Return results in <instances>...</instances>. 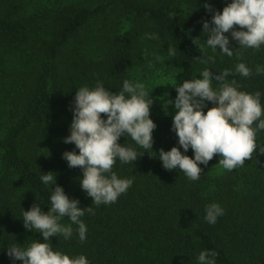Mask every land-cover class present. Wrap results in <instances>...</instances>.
<instances>
[{
	"label": "trees",
	"instance_id": "16d2710c",
	"mask_svg": "<svg viewBox=\"0 0 264 264\" xmlns=\"http://www.w3.org/2000/svg\"><path fill=\"white\" fill-rule=\"evenodd\" d=\"M228 2L9 0L5 10L0 3V264H10L5 253L11 244L42 241L38 232L24 229L20 218L21 208L33 203L47 211L50 187L39 177L48 171L80 207L94 208V214L85 211L81 217L86 240L80 242L75 232L69 240L53 236L54 250L83 254L90 264H197L204 249L217 253L216 264H264V165L259 163L264 155L254 151L231 171L216 164L214 155L196 181L164 169L158 159L159 149L179 147L170 129L174 110L166 101L176 95L171 84L199 78L205 67L220 72L243 62L252 74L228 79L235 78L242 91H260L264 104V72L256 73L257 65L264 67V46L237 48L232 57L218 53L215 65L197 58L206 39L200 22L211 15L203 5L222 10ZM144 33H157L159 39H146ZM168 47H177L174 58H167ZM153 53L165 59L148 67ZM124 79L143 82L153 99L152 151L121 136L119 143L143 152L133 164L113 165L119 177L133 183L114 203L97 206L79 186L81 170L69 168L61 157L75 147L63 137L69 134L77 89L92 88L99 80L118 92ZM256 141L264 144V131ZM186 154L191 157L192 150ZM211 202L224 209L213 225L204 219ZM60 223L70 221L65 217Z\"/></svg>",
	"mask_w": 264,
	"mask_h": 264
},
{
	"label": "clouds",
	"instance_id": "9594fccd",
	"mask_svg": "<svg viewBox=\"0 0 264 264\" xmlns=\"http://www.w3.org/2000/svg\"><path fill=\"white\" fill-rule=\"evenodd\" d=\"M203 7L211 15L210 19L200 22L201 35L206 37L200 46L203 55L197 57L200 63L215 65L218 53L232 57L237 48L259 50L264 46V0H230L222 10L208 3ZM144 38L157 40L159 34L144 33ZM232 41L238 47H232ZM176 50L177 47H168L167 58H174ZM164 59L153 53L148 67ZM210 69L212 67H205L200 71L199 78L171 84L176 95L166 100L174 110L170 129L179 147L174 145L167 151L159 149L158 159L164 169L182 172L190 181L199 180L201 166H207L214 155L218 157L216 164L227 171L242 166L253 157L254 151L264 155V144L256 141L257 133L264 131L262 93L242 91L235 78L228 79L237 73L248 77L252 70L243 62L237 63L234 69L225 68L220 72ZM262 72L264 67L257 65L256 73ZM149 93L143 82L128 79L123 80L118 92L105 88L99 80L92 88L85 85L76 90L70 105L69 134L63 137V143L75 147L62 152L61 157L69 168L81 170L79 186L91 198V204L114 203L133 183V178L119 177L112 170L113 165L117 161L133 164L143 152L119 143L121 136L130 137L139 148L152 151V133L157 125L150 118L153 99ZM209 103L211 107L207 106ZM189 149L191 157L186 154ZM259 163L264 165V162ZM39 179L50 187L47 211H42L40 202L33 203L28 210L21 208L20 219L24 229L38 232L42 241L34 239L27 246L14 243L6 247L10 264L16 261L20 264H90L83 254L69 256L54 250L50 237L62 236L69 240L75 232L79 241L84 242L87 226L81 217L85 211L94 214V208L91 205L82 208L78 199L69 198L56 183L55 172L41 173ZM204 213L205 221L213 225L224 215V209L219 203L211 202L205 206ZM65 217L70 223H60ZM216 255L213 250H201L196 257L197 264H216Z\"/></svg>",
	"mask_w": 264,
	"mask_h": 264
},
{
	"label": "rangeland",
	"instance_id": "374dc122",
	"mask_svg": "<svg viewBox=\"0 0 264 264\" xmlns=\"http://www.w3.org/2000/svg\"><path fill=\"white\" fill-rule=\"evenodd\" d=\"M0 3H1V9L2 10L7 9L10 5L9 0H0Z\"/></svg>",
	"mask_w": 264,
	"mask_h": 264
}]
</instances>
